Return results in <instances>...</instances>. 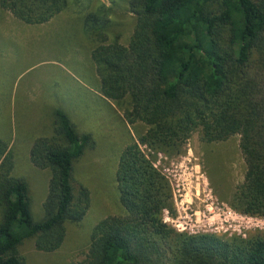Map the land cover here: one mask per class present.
<instances>
[{
  "label": "trees",
  "instance_id": "16d2710c",
  "mask_svg": "<svg viewBox=\"0 0 264 264\" xmlns=\"http://www.w3.org/2000/svg\"><path fill=\"white\" fill-rule=\"evenodd\" d=\"M68 0H0L26 24H41ZM134 25L125 45L108 40L105 8L84 18L94 42L91 60L100 94L144 131L121 150L115 168L124 213L92 227L85 258L69 264H264V231L225 237L177 231L162 219L173 214L166 177L140 149L179 154L193 131L203 143L238 135L242 181L227 201L239 214L264 219V0H128ZM92 143L61 109L50 134L33 139L30 163L48 170L42 217L31 215L26 185L11 174L8 144L0 139V264H27L19 244L56 250L65 223H76L89 192L75 185L72 163Z\"/></svg>",
  "mask_w": 264,
  "mask_h": 264
},
{
  "label": "rangeland",
  "instance_id": "374dc122",
  "mask_svg": "<svg viewBox=\"0 0 264 264\" xmlns=\"http://www.w3.org/2000/svg\"><path fill=\"white\" fill-rule=\"evenodd\" d=\"M127 2L68 0L65 9L49 21L32 26L16 22L0 7V139L12 155L11 174L25 182L34 220L42 217L48 170L30 163L28 149L34 138L50 134L53 110L61 109L77 133L89 134L92 141L72 163L73 183L89 192L84 216L76 223H65L63 240L54 251H38L32 239L23 240L17 249L27 264L83 260L96 222L124 213L115 182L117 158L144 126L127 124L120 109L96 94L90 52L94 42L85 36L83 22L89 12L103 6L108 40L116 38L125 45L135 21ZM238 137L203 143L195 130L181 153L169 155L139 144L169 182L173 214L163 211L165 223L177 231L225 237L264 231L263 218L239 214L227 204L244 173Z\"/></svg>",
  "mask_w": 264,
  "mask_h": 264
},
{
  "label": "crops",
  "instance_id": "0c3cea01",
  "mask_svg": "<svg viewBox=\"0 0 264 264\" xmlns=\"http://www.w3.org/2000/svg\"><path fill=\"white\" fill-rule=\"evenodd\" d=\"M4 10H5V11H4L5 13H6V12L10 13V12H9L8 10H6V9H4ZM2 13H3V11H2ZM57 14H58V13H57ZM9 15L11 16L10 18H12L13 20H16V22L23 23V22L19 21L18 19H16L11 13H10ZM54 16H55V15H54ZM10 18H9V19H10ZM51 18H52V17H51ZM51 18H50V19H51ZM50 19H49V20H50ZM49 20H48V21H49ZM46 22H47V21H46ZM46 22H45V23H46ZM23 24H26V23H23ZM41 24H42V23H41ZM26 25H27V26H32L33 24H26ZM34 25H38V24H34ZM95 78L97 79V81H96ZM94 79H95V84H96V87H95V88L97 89V90H96V94H97L98 96H100L101 98H103V99L106 100V98H104V97L100 94V92H99V82H98V78H97L96 75H95Z\"/></svg>",
  "mask_w": 264,
  "mask_h": 264
}]
</instances>
